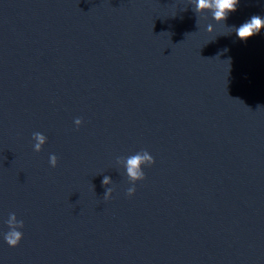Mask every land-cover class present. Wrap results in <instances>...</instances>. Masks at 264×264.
<instances>
[{
  "label": "water",
  "instance_id": "95a60500",
  "mask_svg": "<svg viewBox=\"0 0 264 264\" xmlns=\"http://www.w3.org/2000/svg\"><path fill=\"white\" fill-rule=\"evenodd\" d=\"M197 5L0 0V264H264V0Z\"/></svg>",
  "mask_w": 264,
  "mask_h": 264
},
{
  "label": "clouds",
  "instance_id": "9594fccd",
  "mask_svg": "<svg viewBox=\"0 0 264 264\" xmlns=\"http://www.w3.org/2000/svg\"><path fill=\"white\" fill-rule=\"evenodd\" d=\"M239 0H198V8L202 7H211L214 8V18L216 19H226L227 13L233 12L236 10V5ZM264 27V19L259 15H253L247 22L241 24L237 30L236 35L241 40H247L253 35H256L260 32L261 28ZM35 139L38 141L34 147L36 150H39L40 144L43 143L44 138L39 134H36ZM147 160L149 165H152L155 161L152 156H148L145 153L144 156L136 155L134 157L129 158L128 160V168L127 171L131 177L134 179H144L142 173L138 172V166L142 161ZM51 165L55 166V156L50 157ZM104 183H108L107 178H105ZM134 190H129V195H132ZM22 237L21 233L16 231H11L6 236V241L9 246L16 247L20 243Z\"/></svg>",
  "mask_w": 264,
  "mask_h": 264
}]
</instances>
